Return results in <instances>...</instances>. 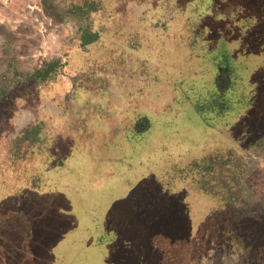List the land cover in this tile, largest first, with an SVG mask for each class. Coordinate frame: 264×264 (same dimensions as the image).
<instances>
[{"label":"rangeland","instance_id":"1","mask_svg":"<svg viewBox=\"0 0 264 264\" xmlns=\"http://www.w3.org/2000/svg\"><path fill=\"white\" fill-rule=\"evenodd\" d=\"M105 5L103 38L85 52L82 23L55 22L42 0H0V79L11 82L0 105V247L15 248L0 264H264V216L238 215L180 171L215 151L243 159L264 134V0ZM228 47L235 57L223 59ZM57 59L68 66L55 81L26 83ZM226 60L250 75L256 103L208 133L182 86L203 73L193 95L208 102L201 83L213 86ZM142 119L150 130L131 136ZM244 160H257L245 184L264 200V156Z\"/></svg>","mask_w":264,"mask_h":264},{"label":"trees","instance_id":"2","mask_svg":"<svg viewBox=\"0 0 264 264\" xmlns=\"http://www.w3.org/2000/svg\"><path fill=\"white\" fill-rule=\"evenodd\" d=\"M42 7L47 16L53 19L57 23H82L83 26H80L78 29V40L76 44L78 47L87 52L90 47L97 44L103 38L105 33L104 26L98 24V17L105 13L106 5L105 0H67L64 6H61L58 0H42ZM144 16V15H142ZM140 20H142L140 18ZM143 21V20H142ZM145 22V21H144ZM140 23V22H139ZM140 27V26H139ZM205 33L206 31H202ZM242 39H246L242 37ZM242 39H240L242 43H240V52L246 54V50H251L252 45L243 44ZM226 42H228L226 40ZM210 47V45L206 44V49ZM140 49V48H139ZM227 55L223 57V59L234 58L231 54L229 47L227 48ZM138 50V49H137ZM209 50V49H207ZM249 51L247 52V54ZM246 54V55H247ZM259 54V53H257ZM201 57L205 60V56L202 53ZM246 58V57H245ZM244 58V59H245ZM219 63V62H218ZM239 64H243L245 62L238 61ZM248 66V62H246ZM245 63V64H246ZM68 66V61L57 59L54 61L46 62L43 64L41 68H37L33 70L31 73L26 75V83H34L39 86L44 85L49 82L55 81L59 76H61L62 72L65 70V67ZM217 70L213 73L212 81L213 86L211 85H203L201 83V87L207 88L209 94V101H205V103H201L200 95H193L196 92L197 81L200 79L203 80V73L201 78H188L185 80L184 86H182L183 96L187 98V104L193 107L194 111L197 115L201 116L202 114L206 115L208 118L205 119L207 122L205 123L208 126L209 131L213 130V125L215 121L217 122H226L230 119L231 116L237 114L239 112H243L247 110L248 107L253 106V102L256 103V93L257 90L251 89L249 90L250 75L248 76V80L238 77L234 69L230 67V62L226 60L225 62L219 63ZM248 68V67H247ZM203 72V71H202ZM17 75L19 72H16ZM23 77V76H22ZM0 105L5 101V99L9 95V90L11 88V82L7 80V78L2 77L0 79ZM201 80V81H202ZM261 81V80H260ZM260 81H257L258 83ZM4 83V84H3ZM257 83V84H258ZM207 84V83H206ZM260 84V83H259ZM181 88V89H182ZM256 88V87H255ZM257 89V88H256ZM256 95V96H255ZM184 98V100H186ZM171 100V99H170ZM179 102H181V97L179 96ZM255 105V104H254ZM149 119L142 120H134V124H132V128L138 130V134L136 135L135 129L130 131L131 136L143 137L145 136L150 128ZM142 122V123H141ZM208 123V124H207ZM210 123L213 125L211 126ZM149 124V125H148ZM119 134L115 137H111L113 139H117ZM109 139V138H108ZM126 139L127 138H122ZM136 140L135 137L131 138ZM28 142L26 138H24L23 142ZM127 142H130L128 140ZM167 143H164V146ZM163 146V145H162ZM172 147V146H171ZM162 148V147H161ZM159 149V148H158ZM157 150V149H156ZM158 154V153H157ZM246 157L243 159L238 157H233V154L230 156H225L223 152L215 151L211 154H208L201 161H193L187 164L181 171V173H187L188 176L197 177L198 176V184L201 190H203L206 194L208 192V187L213 186L214 190L213 195L225 199L231 203V206L236 210L237 214L243 215L245 209L249 211V214L244 213V217L256 219L264 216V200L257 199L256 196L251 195V192L247 188L245 182L246 180L253 174L256 169L257 160H244L250 158H261L264 156V134L261 135V139L257 144L251 145L250 149L246 151ZM71 155L66 156L63 161L67 163L68 158ZM62 167V166H60ZM62 169V168H61ZM225 178V179H224ZM160 190H163L159 187ZM21 211V210H19ZM36 218V215L34 216ZM18 221V220H17ZM17 223V222H16ZM26 229H30L34 227V219L26 220ZM24 225V226H25ZM151 223H147L146 226H150ZM25 229V230H26ZM151 230V229H150ZM24 231V228L21 230ZM29 231V230H28ZM152 238L158 239L160 236L156 235L157 233L153 230ZM6 234L7 232L4 231ZM6 237V236H5ZM4 238L3 236L0 239ZM162 239H167L168 244L171 247L170 240L165 236ZM29 244H33L34 241ZM167 242V241H166ZM4 244V241H3ZM106 244V243H105ZM15 247V246H14ZM11 244L4 248L0 247V252L3 255L7 256L6 251L14 250ZM9 255V254H8ZM172 255H175L172 253ZM5 256V258H7ZM16 257V256H15ZM6 262L8 260L5 259ZM168 264V261H167Z\"/></svg>","mask_w":264,"mask_h":264}]
</instances>
